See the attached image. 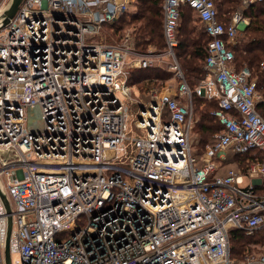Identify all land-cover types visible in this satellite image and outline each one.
<instances>
[{"label": "built area", "instance_id": "built-area-1", "mask_svg": "<svg viewBox=\"0 0 264 264\" xmlns=\"http://www.w3.org/2000/svg\"><path fill=\"white\" fill-rule=\"evenodd\" d=\"M10 0H0V13ZM217 0H164L165 48H136L103 26L132 0H23L0 28V264H264L231 256L230 231L264 229V116L253 70L231 47L250 23ZM210 40L192 88L178 61L181 7ZM173 60L177 86L136 99L138 70ZM264 71V60L260 62ZM147 80V79H144ZM194 94L223 125L195 152ZM262 152L246 172L218 171L229 153ZM213 174V175H212ZM13 201V203H12Z\"/></svg>", "mask_w": 264, "mask_h": 264}, {"label": "trees", "instance_id": "trees-1", "mask_svg": "<svg viewBox=\"0 0 264 264\" xmlns=\"http://www.w3.org/2000/svg\"><path fill=\"white\" fill-rule=\"evenodd\" d=\"M163 1L138 0V7L132 14H123L117 22L107 23L103 26L108 31V39L111 42L119 41L124 33L131 28L130 33L136 48L140 50H147L151 46L158 50L164 48ZM217 6L220 19L228 20L232 12L241 8L242 0H217ZM243 13L249 17L250 23L241 34V41L231 47L235 52L237 69L248 66L254 70L253 72L258 78V90L261 92V99L257 103V109L264 116V71L260 68V62L264 59V1L249 5L243 9ZM181 16L178 31L179 45L176 54L189 85L194 88L206 75L204 64L210 38L204 28L199 25L200 20L192 7L187 4L183 5ZM166 72L158 66L143 68L137 71L136 80L140 83L146 78L162 79L166 77ZM193 99L199 102L197 109L200 115L201 138L198 148L201 151L206 144L213 142V134L221 131L223 125L212 114V111L218 107L216 100L200 97L197 94H194ZM196 154L200 155V152L197 151ZM258 156L262 158V152L258 149H251L244 153L231 152L220 169L213 174L225 173L230 168L246 172L247 164ZM230 240L231 256L237 258L243 255L247 248L250 249L249 244L264 246V229L255 234L247 235L241 229L232 228Z\"/></svg>", "mask_w": 264, "mask_h": 264}, {"label": "rangeland", "instance_id": "rangeland-1", "mask_svg": "<svg viewBox=\"0 0 264 264\" xmlns=\"http://www.w3.org/2000/svg\"><path fill=\"white\" fill-rule=\"evenodd\" d=\"M132 1H138V0H132ZM199 25L202 27V25L200 23H199ZM162 27H163V23H162ZM129 31L130 32L132 31L131 28L128 29L127 32H129ZM102 36L105 38V41L111 42V40L108 39V31L106 30V28H103V30H102ZM163 38H164V36H163ZM239 41H241V35L235 41V43H238ZM164 44H165V39H164ZM151 47H153V46H151ZM153 48H155V47H153ZM164 48H165V45H164ZM164 48L159 49V50L161 51ZM178 61H179V59H178ZM172 63H173V60L171 58L165 57L163 59V61H161L159 64H156L155 65V66H158L160 68H163L164 70L167 71L166 72L167 75H166L165 78H162V79H159V78H151V79L150 78H146L147 80H142L140 83H137L136 86L134 85L133 97H134V101L135 102L132 104V109L133 110H136V108L138 107V103L135 100V98L136 99H142L144 101L147 100V99H149V97H150L149 90L151 88H155V87L163 88V87H166L168 85L175 86V87L177 86V84L179 82V79L177 77L176 70H173L171 68V64ZM182 71H183V69H182ZM185 78H186V76H185ZM259 93H261V92L259 91ZM198 105H199V102L197 100H195L194 101V106H195V113H196V122H195V126H194V129H193V140H194V145H195V152L198 151L201 154L204 151L205 146H204V148L201 151L198 148L199 147V141H200V138H201V130H200V127H199L200 115H199V112H198V109H197L198 108ZM214 134H213V137H214ZM12 203H13V201H12ZM249 248L250 249L247 248L245 250V252L243 253V255H241V256H239V257H237L235 259H237V261H240L241 262L242 260L245 259V255L246 254L252 255L254 257H258L259 255L264 254V246H262L260 244H249Z\"/></svg>", "mask_w": 264, "mask_h": 264}, {"label": "water", "instance_id": "water-1", "mask_svg": "<svg viewBox=\"0 0 264 264\" xmlns=\"http://www.w3.org/2000/svg\"><path fill=\"white\" fill-rule=\"evenodd\" d=\"M23 0H10L9 3L6 5L4 10L0 13V28L4 27L16 14L19 9V6ZM2 198L6 203V207L8 212H11V206L8 201L6 194L0 191ZM12 227V218L9 217V229H8V236L5 248V257H6V264H11V254H10V232Z\"/></svg>", "mask_w": 264, "mask_h": 264}, {"label": "crops", "instance_id": "crops-1", "mask_svg": "<svg viewBox=\"0 0 264 264\" xmlns=\"http://www.w3.org/2000/svg\"><path fill=\"white\" fill-rule=\"evenodd\" d=\"M200 23V22H199ZM201 24V23H200ZM151 48V47H150ZM153 48V47H152ZM155 49V48H154Z\"/></svg>", "mask_w": 264, "mask_h": 264}]
</instances>
